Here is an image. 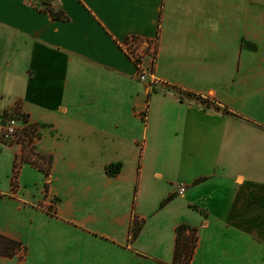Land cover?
Instances as JSON below:
<instances>
[{
  "label": "crops",
  "instance_id": "crops-1",
  "mask_svg": "<svg viewBox=\"0 0 264 264\" xmlns=\"http://www.w3.org/2000/svg\"><path fill=\"white\" fill-rule=\"evenodd\" d=\"M37 2L0 0V121L19 102L51 157L13 189L0 144V235L25 249L0 264H173L180 225L189 264H264V0ZM131 37L156 40L146 82Z\"/></svg>",
  "mask_w": 264,
  "mask_h": 264
},
{
  "label": "built area",
  "instance_id": "built-area-1",
  "mask_svg": "<svg viewBox=\"0 0 264 264\" xmlns=\"http://www.w3.org/2000/svg\"><path fill=\"white\" fill-rule=\"evenodd\" d=\"M24 5L47 11V5L40 4L37 0H23ZM126 55L137 67V79L146 82L151 77L156 59V40H143L138 37L129 38L122 46ZM145 59L147 62L144 63ZM39 131L30 123L28 117L23 113L20 104L15 105L1 115L0 121V144L3 146H17L14 162L15 167L11 176L12 184L16 185L19 171L25 163V157L35 159L37 155L36 145L39 141ZM185 186L178 184L175 187L176 195H183Z\"/></svg>",
  "mask_w": 264,
  "mask_h": 264
},
{
  "label": "trees",
  "instance_id": "trees-1",
  "mask_svg": "<svg viewBox=\"0 0 264 264\" xmlns=\"http://www.w3.org/2000/svg\"><path fill=\"white\" fill-rule=\"evenodd\" d=\"M65 19V17H63ZM47 163L50 164L51 157H46ZM25 160H31L26 156ZM120 164L109 165L106 168V173L109 176H114L119 172ZM141 225L137 226L133 232L135 238L140 230ZM175 250L173 264H189L193 256L197 237L195 230L188 228L186 225H180L176 228ZM21 248V244L13 239L0 235V256L13 257Z\"/></svg>",
  "mask_w": 264,
  "mask_h": 264
},
{
  "label": "rangeland",
  "instance_id": "rangeland-1",
  "mask_svg": "<svg viewBox=\"0 0 264 264\" xmlns=\"http://www.w3.org/2000/svg\"><path fill=\"white\" fill-rule=\"evenodd\" d=\"M17 103L20 104L19 102H17ZM5 111H6V110H5ZM34 125H36V127H37V129H38V131H39V133H40V131H41V127H40L38 124H36V123H34ZM39 137H40V135H39ZM39 139H40V138H39ZM30 157H31V156H30ZM34 158H35V159L25 160V163H28V164H30L31 166H33V167H35V168H38L39 170H41V171L47 173L48 170H49V165H50V164L47 163V160H46L47 158H46V156H40L39 153H37V155H35ZM14 167H15V162H14V164H13V171H14ZM11 185H12V188L14 189V188L16 187L17 183H16V185H15V187H14V185L12 184V181H11ZM52 203H53V204H49V209H48V210H49V212H51V213L54 214V213H55L54 208H55V203H56V201L53 200ZM139 224H140L139 221H136L135 223H133V226H132V228H131L130 231H129V236H130L131 239H133V232H135V230L137 229V226H138ZM18 252L22 255V254L25 253V249L22 251V248H20V250H19ZM95 262H96V261H95ZM96 263H97V262H96ZM105 264H109L108 261H105Z\"/></svg>",
  "mask_w": 264,
  "mask_h": 264
},
{
  "label": "water",
  "instance_id": "water-1",
  "mask_svg": "<svg viewBox=\"0 0 264 264\" xmlns=\"http://www.w3.org/2000/svg\"><path fill=\"white\" fill-rule=\"evenodd\" d=\"M53 12H55V9H54V11Z\"/></svg>",
  "mask_w": 264,
  "mask_h": 264
}]
</instances>
